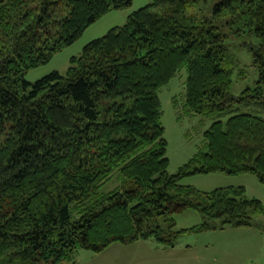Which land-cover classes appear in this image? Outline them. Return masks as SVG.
Segmentation results:
<instances>
[{
    "label": "trees",
    "instance_id": "1",
    "mask_svg": "<svg viewBox=\"0 0 264 264\" xmlns=\"http://www.w3.org/2000/svg\"><path fill=\"white\" fill-rule=\"evenodd\" d=\"M131 0H0V264H75V252L153 237L173 246V213L221 226L264 213L241 188L199 191L189 174L250 172L264 184V0H152L86 43L65 74L34 82L90 24ZM251 45L258 78L236 97L228 34ZM185 66L184 107L210 116L199 149L169 173L158 90Z\"/></svg>",
    "mask_w": 264,
    "mask_h": 264
},
{
    "label": "rangeland",
    "instance_id": "2",
    "mask_svg": "<svg viewBox=\"0 0 264 264\" xmlns=\"http://www.w3.org/2000/svg\"><path fill=\"white\" fill-rule=\"evenodd\" d=\"M152 0H131L129 6L112 9L90 24L71 44L61 48L43 64L26 70L29 82L51 72L65 74L70 58L78 56L84 45L100 37L113 27L125 23L128 15ZM255 45L257 39L243 33L227 35L224 41L225 56L232 60L229 92L236 97L244 88L252 87L258 78L252 62V53L246 44ZM187 71L180 67L175 75L158 90L161 105V124L167 142V170L174 173L199 149H204L203 132L213 121L210 116L189 113L184 107V83ZM264 117V112L261 113ZM180 183L199 191L216 188H241L249 199L258 200L264 208V184L253 173L226 174L222 172L189 174ZM173 229L189 228L207 221L210 227L199 232H182L173 246H166L149 237L135 241H113L98 252L87 248L75 252V264H264V213L254 215L257 225L232 226L218 219L204 220L200 212L189 208L173 213Z\"/></svg>",
    "mask_w": 264,
    "mask_h": 264
},
{
    "label": "water",
    "instance_id": "3",
    "mask_svg": "<svg viewBox=\"0 0 264 264\" xmlns=\"http://www.w3.org/2000/svg\"><path fill=\"white\" fill-rule=\"evenodd\" d=\"M246 46H247L248 48H251V44H250V43L246 44Z\"/></svg>",
    "mask_w": 264,
    "mask_h": 264
}]
</instances>
